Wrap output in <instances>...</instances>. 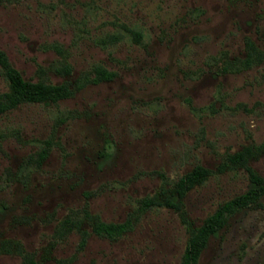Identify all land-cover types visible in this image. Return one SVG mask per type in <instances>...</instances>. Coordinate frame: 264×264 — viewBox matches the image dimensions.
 <instances>
[{
  "label": "rangeland",
  "instance_id": "374dc122",
  "mask_svg": "<svg viewBox=\"0 0 264 264\" xmlns=\"http://www.w3.org/2000/svg\"><path fill=\"white\" fill-rule=\"evenodd\" d=\"M249 43L262 59L242 68ZM0 49L23 79L73 90L0 113V264H179L189 228L246 190L219 167L264 141V0H0ZM247 163L264 179V149ZM196 166L184 219L142 204ZM94 220L129 225L108 238ZM196 264H264V197Z\"/></svg>",
  "mask_w": 264,
  "mask_h": 264
},
{
  "label": "trees",
  "instance_id": "16d2710c",
  "mask_svg": "<svg viewBox=\"0 0 264 264\" xmlns=\"http://www.w3.org/2000/svg\"><path fill=\"white\" fill-rule=\"evenodd\" d=\"M247 46L248 51L246 56L243 59L238 60L239 65L242 68H249L256 65L262 59L261 56H255L257 50H255L251 43ZM61 69L65 75L70 72V68L66 65H63ZM0 72L7 84V91L0 93V113L15 107L20 103L28 102L46 104L49 102H56L60 99L69 97L73 92L68 81L52 84L41 79L36 81L23 79L20 72L11 65L6 54L1 49ZM110 76L111 73L100 68L96 69V81L109 78ZM259 149H264V141L258 146H246L239 151L227 155L225 163L220 165L219 169L222 170L227 167H241L247 176V188L243 193H240L217 206L198 227L189 228V235L179 264H196L197 258L201 250L205 247L208 238L217 235L218 231H220L226 224L228 216L239 209L252 204H257L259 198L264 197V179L247 163L248 159L254 157ZM43 154H45V152H43ZM208 174L209 170L196 166L176 181L174 187L170 190V195H166L161 200H155L157 198L144 199L142 200V204L145 207L156 204L164 205L168 208L179 211V214L184 219V211L181 209L182 197L190 188L203 181ZM128 225V222L115 224L94 220L91 223V231L96 235L111 238L126 231ZM14 246L16 248L19 247L17 244H14ZM25 264L33 263L28 259Z\"/></svg>",
  "mask_w": 264,
  "mask_h": 264
}]
</instances>
